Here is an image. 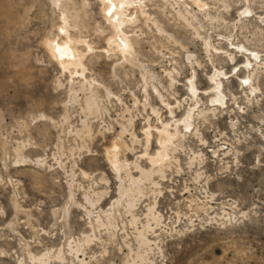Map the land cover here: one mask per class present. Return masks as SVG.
I'll return each instance as SVG.
<instances>
[{"label":"rangeland","instance_id":"374dc122","mask_svg":"<svg viewBox=\"0 0 264 264\" xmlns=\"http://www.w3.org/2000/svg\"><path fill=\"white\" fill-rule=\"evenodd\" d=\"M117 1L0 0V264H264V0Z\"/></svg>","mask_w":264,"mask_h":264},{"label":"bare ground","instance_id":"6f19581e","mask_svg":"<svg viewBox=\"0 0 264 264\" xmlns=\"http://www.w3.org/2000/svg\"><path fill=\"white\" fill-rule=\"evenodd\" d=\"M60 1L57 0V2H56L58 6H60ZM104 1L105 2H108V5H109L108 7L110 9V12L109 13H111V15H109V13H108V19H110L112 21V23L114 24V26L117 29V30L116 29L115 30L117 31L118 35H120L121 34L120 33V31H121L120 30V27L122 25V19L120 18V17H122L121 16L122 15V13H121V9H122L121 6L123 5L124 2L122 3L121 1H117V0H116L117 1L116 3H113V0H104ZM64 12H65V10H64ZM246 12H248V11L246 10ZM65 13H68V12L66 11ZM68 16L69 15H67V17ZM65 22H66V20H65ZM63 26H64L63 31H67V29H68L67 22ZM123 38L122 39H119L118 38L119 44H118V47L117 48H118V51L121 54H124L125 55L127 53L128 46H127L126 40H124ZM69 39L70 38L67 39V42H64L62 44H59L56 41L57 39L55 41L48 40L47 41V44H46V49H47L50 57L61 67V70L65 71V70L74 69L76 71V70H78V68L81 69V67H82V59H83L82 57L83 56H81V54H79V52H75L76 50L75 51L73 50V43L74 42L70 41ZM74 47H75V45H74ZM217 74L218 73H216V72L213 73L212 78H211L213 80L212 81V90H213V92H212L213 93L212 94L213 97L212 98L213 99L212 98L211 99H212V102H214L215 104L216 103L217 104L221 103L223 105V103H224L223 102L224 101V97L223 96L224 95L222 94V91H221V88H220V83H219L220 81L217 80V76L220 74V72H219L218 75ZM219 76H221V75H219ZM190 81L191 82L189 84V88H190L191 95L196 96L195 95V93H196L195 92V89L196 88L194 87L195 86L194 85V82H193V80H190ZM95 103L93 101L92 102L89 101V103L87 102L88 105L86 104L87 105V111L86 112H89V114H94L97 111V108L95 106ZM221 104H219V105H221ZM86 116H87V114H86ZM191 118H192L191 115L188 114L185 117V119H183L182 125L184 126V128H188L190 126V124H191ZM172 139H173V136L170 135L167 132V130L160 132V134H159V152H158L156 158L153 160V163L154 164H158V165L163 164V161L165 160L166 156L168 155L167 152H169L168 150L171 148V147H169L171 145L170 143H173L171 141H174ZM117 152H118V147L113 148L109 152L108 158H109L110 164L113 167V169L116 170V172L117 171L119 172V169L120 168H123V167H122V165H120L118 163V160L120 162V159H119V157L117 155L118 154ZM120 171H121V169H120ZM131 183L132 184L129 186V188H127V189L124 188L121 191V199L126 200L129 203V207H131L133 205L132 203L134 202V200L136 199V197L142 191V189H140L139 187H138V189L135 190L134 188H135V186L137 184H134L132 181H131ZM142 237L143 236H141L139 238V240H138L139 243H140V246L144 244V243H142V242H144V239ZM59 256L60 255H58V257ZM142 256L143 255H141L140 253H138L137 256H136V258H139V257H142ZM140 259L142 260V258H139L138 260H140ZM40 262L42 264L44 262V259H41ZM44 264H45V262H44Z\"/></svg>","mask_w":264,"mask_h":264},{"label":"snow or ice","instance_id":"6c2138e0","mask_svg":"<svg viewBox=\"0 0 264 264\" xmlns=\"http://www.w3.org/2000/svg\"><path fill=\"white\" fill-rule=\"evenodd\" d=\"M109 15H111V13H109ZM244 83H245V84H247V83H248V81H244Z\"/></svg>","mask_w":264,"mask_h":264}]
</instances>
